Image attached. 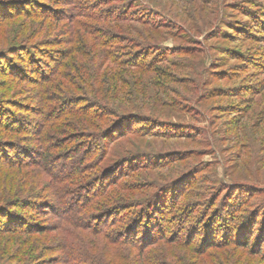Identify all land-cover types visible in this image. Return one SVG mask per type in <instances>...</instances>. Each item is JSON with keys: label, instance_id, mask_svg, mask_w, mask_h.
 <instances>
[{"label": "trees", "instance_id": "16d2710c", "mask_svg": "<svg viewBox=\"0 0 264 264\" xmlns=\"http://www.w3.org/2000/svg\"><path fill=\"white\" fill-rule=\"evenodd\" d=\"M181 4L0 0L16 7L0 14V77L35 103L9 104L29 120L0 113V264H264V166L255 145L239 153L240 126L225 140L248 184L197 178L181 166L193 150H151L198 134L159 117L204 99Z\"/></svg>", "mask_w": 264, "mask_h": 264}, {"label": "rangeland", "instance_id": "374dc122", "mask_svg": "<svg viewBox=\"0 0 264 264\" xmlns=\"http://www.w3.org/2000/svg\"><path fill=\"white\" fill-rule=\"evenodd\" d=\"M177 1L180 0H175ZM182 2H184L181 4L183 9L186 8L184 12L186 15H181L182 19L191 18L187 24L197 30L187 31L185 34L188 35L192 44L196 42L199 44L196 46L200 51L196 52L195 56L202 64L204 72L200 77L204 84L202 87L204 99L196 104L186 103L191 110L187 113L175 106L176 111L166 109L159 117L190 124L193 130L198 131V134L196 138L189 137L184 141L152 140L151 150H193L194 155L181 166L186 164L184 167L186 170L200 167L198 170L201 172L197 178L205 176L215 181H245L247 183L246 180L252 173L253 165L250 160L243 163V157H235L237 149L232 153L229 149L232 143L226 141L225 138L234 134V124H238L240 126L238 131L242 136L237 143L240 147L239 153L251 154L253 151L249 150V147L255 145L256 155L261 159L259 165L264 166V137L262 138L261 134L263 127L257 129L254 126L255 121L247 117L251 113L250 108L258 103L257 100L264 97V31L256 26L258 20L261 25L264 24V0H182ZM15 8L0 5V14L12 13ZM194 8L195 13L192 11ZM46 22L45 24H48L49 21ZM89 23L95 24L96 22ZM6 24L3 23L4 26ZM98 24L102 28L103 24ZM247 35L251 38L247 39ZM166 44V46L187 45L186 41H171L170 39ZM27 88L29 87L23 83L15 86V80L8 81L0 77V113L2 116H28V120L35 116L29 111L9 109V104L20 101L24 110L28 105L34 107L35 103L26 100V94L21 93ZM251 91H257L258 94L252 98ZM236 92L238 96H233ZM260 110H262V115L257 116H264V102ZM226 130L231 131L225 133ZM211 141L218 147H208L207 144ZM33 145L30 147L35 148ZM223 157L231 161L223 163ZM176 166L178 165L173 167ZM193 200L196 199L191 196L184 202H193ZM254 202L252 200V203ZM50 224L48 220L46 225Z\"/></svg>", "mask_w": 264, "mask_h": 264}]
</instances>
